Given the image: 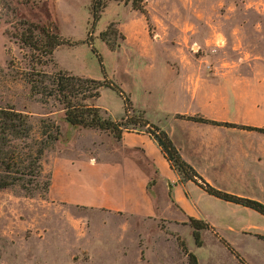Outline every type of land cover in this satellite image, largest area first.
<instances>
[{
	"label": "rangeland",
	"instance_id": "obj_1",
	"mask_svg": "<svg viewBox=\"0 0 264 264\" xmlns=\"http://www.w3.org/2000/svg\"><path fill=\"white\" fill-rule=\"evenodd\" d=\"M144 7L146 14L130 2L111 0L94 22L91 0H0V108L12 106L27 114L32 127L30 138L12 140L11 147L19 149L38 138L42 118L55 120L60 128L59 138L44 152L42 176L28 186L31 194L19 184L0 189V264H138L136 219L125 221L134 232L128 227L120 230V220L97 210L65 208L47 200L50 172L46 167L55 150L95 151L109 146L106 141L113 135L98 128H75L64 120L59 102L42 103L30 91L23 78L30 69V51L8 35L19 21L47 26L75 42L56 47L38 68L48 74L63 69L81 77L112 79L131 102L129 88L133 96L152 103L157 92L173 84L174 74L159 63L163 56L174 66L182 61V69L195 73L199 84L264 89V0H144ZM106 29L107 42L100 34ZM152 60L155 67L148 66ZM140 88L155 90L148 95L139 93ZM103 89L102 101L118 103L121 97L115 91L102 87L100 94ZM96 100L89 102L94 105ZM132 109L129 113L135 119H147L133 102ZM129 126L130 131L146 128ZM160 226L165 228L163 222ZM132 233L133 241L125 240Z\"/></svg>",
	"mask_w": 264,
	"mask_h": 264
},
{
	"label": "crops",
	"instance_id": "obj_2",
	"mask_svg": "<svg viewBox=\"0 0 264 264\" xmlns=\"http://www.w3.org/2000/svg\"><path fill=\"white\" fill-rule=\"evenodd\" d=\"M154 61L148 66L155 67ZM181 62L174 66L161 57L159 63L175 76L173 84L157 92L152 103L133 96L129 88L133 106L163 129L181 157L214 187L264 203V133L178 116L263 126L264 89L216 81L199 84L195 73L185 72ZM104 89L94 105L120 119L125 114L122 99L114 104L117 97L110 93L114 102L102 101ZM154 90L140 88L139 93L149 95ZM106 142L109 146L95 151L55 150L46 167L50 172L47 200L65 208L97 210L120 220V230L128 227L134 232L125 221L136 219L138 264H187L175 235L186 240L198 264H264L263 214L182 179L147 133L123 131L120 139L111 136ZM190 218L214 229L200 230V245L195 243ZM133 237L132 233L125 240Z\"/></svg>",
	"mask_w": 264,
	"mask_h": 264
},
{
	"label": "trees",
	"instance_id": "obj_3",
	"mask_svg": "<svg viewBox=\"0 0 264 264\" xmlns=\"http://www.w3.org/2000/svg\"><path fill=\"white\" fill-rule=\"evenodd\" d=\"M17 1L31 3L38 0ZM108 1L111 0H91L94 22ZM124 1L130 2L133 9L146 14L144 0ZM6 7L12 11L8 4ZM107 32L108 29L100 33L106 42L107 38L105 35ZM8 35L13 37L20 46L26 47L30 51V69L23 75V78L30 86V91L38 95L42 103H47L50 99L59 102L62 105L63 118L67 123L74 127H90L109 131L117 139L121 138L123 131L133 129L129 125L138 124L144 126L146 127L145 129H136V131L147 133L158 144L170 166L178 171L182 179L192 180L206 192L216 197L250 207L264 215V203L256 199L234 195L214 187L181 157L178 149L163 129L143 117L135 119L129 113L133 111L129 95L114 80L81 77L63 69L48 74L43 69L38 68V66L45 65L48 62L56 47L68 43L75 44V42L65 39L47 26H40L26 20L19 21L18 26H14V32H10ZM92 51L96 53L94 48H92ZM98 57L100 59L99 55ZM102 87L112 89L121 97L125 114L120 119H112L109 115H105L99 106L89 102L91 99H96L100 96V89ZM178 116L214 125L242 127L264 133V126L239 125L208 119L198 115L178 114ZM40 126L39 137L33 139L31 144L25 143L19 149L11 147L10 143L12 140L30 138L32 127L27 114L16 110L12 106L0 108V189L19 184L28 194H31L28 186L37 183V180L43 174L42 158L46 148L60 136V128L55 120L42 118ZM45 185L48 188L49 177ZM188 223L193 229L195 243L200 245L202 243L200 230L211 228L210 225L195 218H190ZM260 237L264 239V236ZM176 239L180 249L187 257V264H198L196 255L188 250L186 242L178 235Z\"/></svg>",
	"mask_w": 264,
	"mask_h": 264
}]
</instances>
